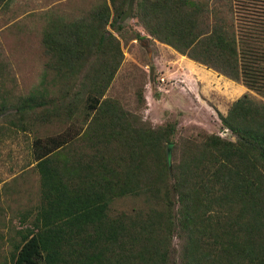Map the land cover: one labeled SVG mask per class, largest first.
<instances>
[{
  "label": "trees",
  "instance_id": "obj_1",
  "mask_svg": "<svg viewBox=\"0 0 264 264\" xmlns=\"http://www.w3.org/2000/svg\"><path fill=\"white\" fill-rule=\"evenodd\" d=\"M224 1L221 11L204 0H136L133 18L153 39L264 97V42L242 41L234 3ZM128 2L109 0L88 27L48 25L43 41L57 58L52 68L75 73V60L104 23L124 28ZM89 27L90 39L81 35ZM99 73L86 75L87 127L33 142L42 194L32 220L23 218L27 225L11 236L12 264H264V100L246 93L220 114L236 139L176 141V123L154 128L105 97ZM41 96L27 97L17 111L44 107ZM6 106L0 103V117ZM126 196L144 197L146 205L112 213Z\"/></svg>",
  "mask_w": 264,
  "mask_h": 264
},
{
  "label": "rangeland",
  "instance_id": "obj_2",
  "mask_svg": "<svg viewBox=\"0 0 264 264\" xmlns=\"http://www.w3.org/2000/svg\"><path fill=\"white\" fill-rule=\"evenodd\" d=\"M204 1L212 7L218 5L221 11L226 2ZM106 2L109 0H5L0 7V103L7 105L0 117V235L4 237L0 239V264L6 260L12 264L11 236L27 225L23 218L32 220L42 194L33 142L87 127L90 92L85 87L90 81L86 75L93 73L95 78L104 72L100 82L106 87L105 97L118 101L129 118H142L154 128L176 123V141L206 134L236 139L224 127L220 114L226 115L231 104L246 93L264 100L260 92L242 82L153 39L133 16L120 20L124 26L120 30L104 23L96 43L84 49L82 60H75L74 64L82 65L75 73L64 76L53 69L57 58L43 41L50 24L59 20L66 24L82 22L88 27L93 23L91 13ZM232 2L242 41L259 38L264 42V0ZM256 27L261 31L253 30ZM92 33L89 27L88 33L81 35L90 39ZM83 90L85 93L80 94ZM41 93L47 105L17 111L31 95L37 97L36 102L42 101ZM145 205L144 197L126 196L114 202L112 213ZM175 245L179 248L177 238Z\"/></svg>",
  "mask_w": 264,
  "mask_h": 264
},
{
  "label": "water",
  "instance_id": "obj_3",
  "mask_svg": "<svg viewBox=\"0 0 264 264\" xmlns=\"http://www.w3.org/2000/svg\"><path fill=\"white\" fill-rule=\"evenodd\" d=\"M135 2H136V0H129L128 7H127L125 12L121 16V21H125L128 18H131L133 16V8L135 6ZM153 72H154V68H152V76H151V78L153 77ZM172 149H173V144H170L168 146V149H167V154H168V159L169 160H171V158H172Z\"/></svg>",
  "mask_w": 264,
  "mask_h": 264
},
{
  "label": "crops",
  "instance_id": "obj_4",
  "mask_svg": "<svg viewBox=\"0 0 264 264\" xmlns=\"http://www.w3.org/2000/svg\"><path fill=\"white\" fill-rule=\"evenodd\" d=\"M40 2V1H39Z\"/></svg>",
  "mask_w": 264,
  "mask_h": 264
}]
</instances>
